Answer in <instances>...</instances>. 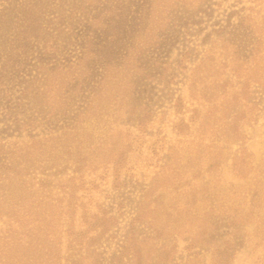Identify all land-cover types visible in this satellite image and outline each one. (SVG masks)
Segmentation results:
<instances>
[{
    "label": "rangeland",
    "instance_id": "rangeland-1",
    "mask_svg": "<svg viewBox=\"0 0 264 264\" xmlns=\"http://www.w3.org/2000/svg\"><path fill=\"white\" fill-rule=\"evenodd\" d=\"M21 1L0 0V70L2 43L13 26L6 14ZM41 1L38 20L58 18L62 8L68 13L72 0ZM82 2L93 25L80 10L64 17V31L51 42L58 51L43 56L60 62L46 98L38 113L26 107L39 123L8 138H40L38 163L49 175L38 177L53 187L42 205L54 214L46 264H264L260 5ZM118 7L126 9L121 17ZM135 24L133 49L120 66L107 68L97 93L83 98L77 85L88 58L75 60L81 41L88 35L102 45L110 35L125 39ZM254 40L260 42L250 53ZM37 56L27 62L29 74ZM27 71L6 84L13 96ZM128 104L146 108V121L138 124L142 114L129 113ZM29 253L21 264L33 263Z\"/></svg>",
    "mask_w": 264,
    "mask_h": 264
},
{
    "label": "trees",
    "instance_id": "trees-1",
    "mask_svg": "<svg viewBox=\"0 0 264 264\" xmlns=\"http://www.w3.org/2000/svg\"><path fill=\"white\" fill-rule=\"evenodd\" d=\"M82 1L84 0H72L68 13L62 8L58 18L54 15L46 18V15H43L38 20L41 0H22L15 6L18 7V11L11 10L6 14L13 26H11L12 31L8 33V40L2 43L6 52L1 58L0 70V122L2 123L0 128V264H14V261L16 264H21L26 251H30L27 261L33 262L32 264H46L45 258L51 255L49 237L53 235L51 222L54 214L51 209L42 205L44 200L51 196L53 187L52 181L47 180L48 178L38 177L40 174L49 175L46 173L47 169L42 168L38 163V150H41L40 138L30 133H27L30 140L25 143L8 138H11L13 133H18L20 137L22 131H29L39 123L34 113L39 112L47 92V82L52 76L50 74L59 67L60 63L58 60L48 61L43 56L48 54L49 50H52V53L58 51L56 45H52L51 42L64 31L66 26L63 22L67 14L71 16L80 10L85 22L89 20L90 14L87 8L82 6ZM108 1L109 6H113L111 3L118 6L130 0ZM255 1L263 11L261 18L264 21V0ZM146 2L151 4V0ZM118 10L120 17L126 11L123 7H118L115 12ZM93 21L90 19L87 22L89 28L93 25ZM240 21L242 26H245L246 16H242ZM2 22L0 18V23ZM139 31L140 25L135 24L127 31L125 39H122L120 34L110 35L104 40L103 45L93 41L91 35L84 37L80 50L75 51V60L81 61L83 58H88L84 64V78L81 84L77 85L81 94L86 93L84 96L81 95L83 98L91 97L99 91L108 67L120 66L127 53L133 49L132 43ZM0 38L3 39L2 35ZM162 40L155 44H161ZM256 42L260 41L251 42L250 53L257 50ZM91 44L95 45V48H92ZM34 54H38L37 65L34 66V73L29 74L26 65ZM71 57L67 54L63 59L68 63ZM61 66L65 65L61 64ZM26 71L27 78L20 85L19 94L13 96L10 90L6 89V84L11 83L13 77H18L16 74L19 72ZM92 77L97 80H92ZM86 79L88 81L91 79L93 84H88V81H84ZM129 83L131 86L134 80L131 79ZM190 93L192 95L193 91L190 90ZM27 106L32 107L33 114L26 112ZM138 110L135 104H128L129 113ZM143 111L144 113L140 111L142 115L138 114L141 115L137 120L138 124L146 121L145 115L148 110L143 108ZM34 185H38L37 188L31 189ZM26 238L27 245H24Z\"/></svg>",
    "mask_w": 264,
    "mask_h": 264
}]
</instances>
